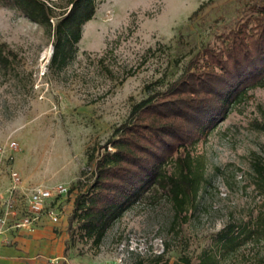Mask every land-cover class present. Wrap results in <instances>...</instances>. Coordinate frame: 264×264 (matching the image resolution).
<instances>
[{
  "label": "rangeland",
  "instance_id": "rangeland-1",
  "mask_svg": "<svg viewBox=\"0 0 264 264\" xmlns=\"http://www.w3.org/2000/svg\"><path fill=\"white\" fill-rule=\"evenodd\" d=\"M256 3L264 0H98L96 15L83 27L77 56L63 70L51 65L54 45L46 29L0 4V44L17 54L7 71L0 70V198H7L14 185L12 172L21 177V214L34 186L89 184L94 172L89 154L108 142L132 106L153 90L166 89L204 47L223 49L237 23L253 26ZM249 95L188 148L203 157L208 182L187 222L172 228V203L150 192L96 246L84 238L77 221L70 229L78 191L70 192L60 199L54 227L69 260L133 264L164 253L168 244L164 254L170 264H183V257L195 264L205 250L216 253L219 264H264V234L247 238L229 253L221 243L230 229L236 234L252 228L264 214V195L253 182V164L264 165V131L259 128L264 87ZM12 143L17 150L10 148Z\"/></svg>",
  "mask_w": 264,
  "mask_h": 264
},
{
  "label": "trees",
  "instance_id": "trees-1",
  "mask_svg": "<svg viewBox=\"0 0 264 264\" xmlns=\"http://www.w3.org/2000/svg\"><path fill=\"white\" fill-rule=\"evenodd\" d=\"M0 4L46 29L54 45L51 65L63 70L76 58L83 27L96 15L98 0H0ZM253 9V26L248 21L237 23L223 49L204 47L166 89L153 90L135 103L108 142L89 154L93 179L87 185L79 180L70 189L78 191L70 229L77 221L84 238L98 246L112 224L150 192L172 203V228L188 221V212L198 206L200 191L208 182L203 157L188 148L248 99L250 90L264 87V3L254 4ZM16 57L6 43L0 44V70L7 71ZM259 128L264 131V119ZM253 170L255 189L264 195V165L256 162ZM259 234H264L263 213L252 228L246 226L236 234L230 229L221 238L222 247L226 253L235 251ZM169 248L166 244L165 252ZM164 253L133 264H170ZM219 260L216 253L205 250L195 264H219ZM181 263L193 264L188 257Z\"/></svg>",
  "mask_w": 264,
  "mask_h": 264
},
{
  "label": "crops",
  "instance_id": "crops-1",
  "mask_svg": "<svg viewBox=\"0 0 264 264\" xmlns=\"http://www.w3.org/2000/svg\"><path fill=\"white\" fill-rule=\"evenodd\" d=\"M45 214L32 229L14 223L0 237V264H74L65 254V243Z\"/></svg>",
  "mask_w": 264,
  "mask_h": 264
},
{
  "label": "built area",
  "instance_id": "built-area-1",
  "mask_svg": "<svg viewBox=\"0 0 264 264\" xmlns=\"http://www.w3.org/2000/svg\"><path fill=\"white\" fill-rule=\"evenodd\" d=\"M10 148L17 150L18 145L12 143ZM12 178L14 185L9 190L7 198H0V237L12 223L18 228L32 230L45 214L49 215L55 223L59 221L58 205L60 199L70 193L69 186L63 183L52 187L34 186L27 194L26 207L21 214L17 197L18 191L22 188L21 177L18 172H12ZM120 262L121 260L106 261L103 264H120Z\"/></svg>",
  "mask_w": 264,
  "mask_h": 264
}]
</instances>
